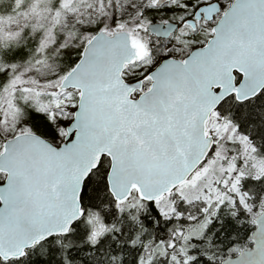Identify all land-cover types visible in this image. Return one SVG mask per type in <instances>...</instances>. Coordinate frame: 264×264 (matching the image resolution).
I'll list each match as a JSON object with an SVG mask.
<instances>
[{"label": "snow or ice", "instance_id": "obj_1", "mask_svg": "<svg viewBox=\"0 0 264 264\" xmlns=\"http://www.w3.org/2000/svg\"><path fill=\"white\" fill-rule=\"evenodd\" d=\"M0 264H264V0H0Z\"/></svg>", "mask_w": 264, "mask_h": 264}]
</instances>
